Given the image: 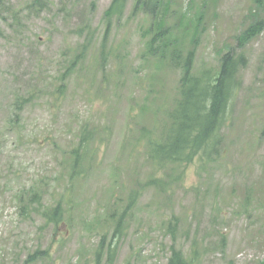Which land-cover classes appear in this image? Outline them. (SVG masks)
I'll return each instance as SVG.
<instances>
[{
  "label": "rangeland",
  "instance_id": "1",
  "mask_svg": "<svg viewBox=\"0 0 264 264\" xmlns=\"http://www.w3.org/2000/svg\"><path fill=\"white\" fill-rule=\"evenodd\" d=\"M40 1L0 0V264H167L171 246L196 247L199 264H264V29L243 50L220 154L147 187L151 163L132 146L141 128L163 125L179 79L145 55L150 18L132 13L135 0L109 24L112 0ZM167 2L177 33L200 21L195 73L217 67L253 8ZM83 130L92 140L74 174ZM57 204L61 222L47 223L43 211ZM36 251L46 255L30 258Z\"/></svg>",
  "mask_w": 264,
  "mask_h": 264
},
{
  "label": "trees",
  "instance_id": "2",
  "mask_svg": "<svg viewBox=\"0 0 264 264\" xmlns=\"http://www.w3.org/2000/svg\"><path fill=\"white\" fill-rule=\"evenodd\" d=\"M132 13L140 8L141 14L150 18L147 33L150 37L146 41L145 55L154 59L158 64L171 67L179 71L177 97L168 111H163L165 122L153 129L141 128L133 150L137 146L144 149V153L151 163V177L146 181L147 187H159L166 178L178 181L183 179L184 170L194 163L206 165L220 154L222 128L227 124L232 103L238 94L242 81L239 71L247 64L243 52L245 47L264 29V0H253V8L248 13V24L235 37V46L226 48L218 57L217 67H207L195 73L193 59L198 34L199 19L188 22V30H180L170 25L166 14L170 12L167 0H135ZM42 6L40 0H34ZM125 0H112L104 12V19L109 24L114 17L122 14ZM167 4V5H166ZM199 18V17H198ZM182 22H179L181 24ZM106 33L104 34V38ZM188 36V47L184 46L182 38ZM76 56L74 62L83 58V50ZM104 58H102L103 60ZM156 129H159V133ZM264 136V127L261 131ZM92 140V132L83 130L80 133L77 147L74 149L72 172L75 174L82 163ZM132 150V152H133ZM172 173L168 175V171ZM35 197V196H34ZM136 199V193L128 196L131 205ZM114 213L108 214L109 218ZM116 223L115 233L122 232L121 218ZM47 223L57 225L61 222L62 211L60 204L43 211ZM106 220V217H105ZM172 228L175 222L171 223ZM226 238L222 236L216 246L222 248ZM102 246L96 249L98 256ZM108 252L114 254V249L107 247ZM46 255V252L36 251L30 258ZM167 264H199L197 249L190 247L187 254L171 246Z\"/></svg>",
  "mask_w": 264,
  "mask_h": 264
}]
</instances>
